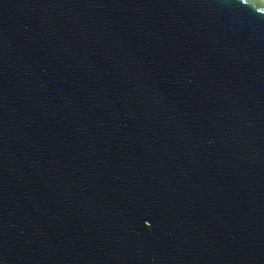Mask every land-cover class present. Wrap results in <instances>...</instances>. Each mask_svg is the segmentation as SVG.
I'll return each mask as SVG.
<instances>
[{
  "label": "water",
  "instance_id": "obj_1",
  "mask_svg": "<svg viewBox=\"0 0 264 264\" xmlns=\"http://www.w3.org/2000/svg\"><path fill=\"white\" fill-rule=\"evenodd\" d=\"M0 264H264V0H0Z\"/></svg>",
  "mask_w": 264,
  "mask_h": 264
}]
</instances>
